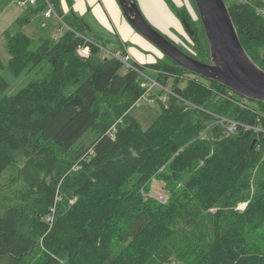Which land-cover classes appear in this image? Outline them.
I'll use <instances>...</instances> for the list:
<instances>
[{"label": "trees", "instance_id": "16d2710c", "mask_svg": "<svg viewBox=\"0 0 264 264\" xmlns=\"http://www.w3.org/2000/svg\"><path fill=\"white\" fill-rule=\"evenodd\" d=\"M226 4L264 69V0ZM5 39L13 74L43 59L51 69L0 99V264H264V102L241 105L210 79L180 86L186 70L169 61L158 79L173 75L196 107L171 96L144 129L129 110L145 89L120 59L94 58L93 43L81 57L70 30L35 49L22 31ZM220 117L238 126L228 132ZM153 180L165 201L149 195Z\"/></svg>", "mask_w": 264, "mask_h": 264}, {"label": "rangeland", "instance_id": "374dc122", "mask_svg": "<svg viewBox=\"0 0 264 264\" xmlns=\"http://www.w3.org/2000/svg\"><path fill=\"white\" fill-rule=\"evenodd\" d=\"M136 1L144 17L160 33L175 42L189 55L204 62L209 61V47L207 38L193 0H156L157 3L154 4V7L152 4L151 8L144 7L141 0ZM230 1L231 0H225L226 3H229ZM114 2L118 6L120 18L123 20V24L127 26L123 29L122 38L127 43L129 52L132 56V58L130 57V62H136L137 64L143 66V73L138 74V82L140 84L144 83V85L147 83L145 74L156 79H158L159 76L162 77V75L158 74L159 71L157 73L156 70L151 67L154 66L157 68V66H161L164 61L171 60L165 56L153 43L144 38L129 25L117 1L114 0ZM181 11L185 12V14L189 16L193 29L197 32L196 40H194L188 34L182 19L179 17L178 13ZM50 18H52L51 20L54 19V17ZM55 20L59 23V28L61 27L63 29L64 26H62L56 18ZM44 36L49 38L47 33ZM44 36L41 39L34 37L30 48L35 49L45 39ZM107 48L108 50L113 49L111 45H109ZM99 52L98 54H94L93 57H103V54ZM8 60L9 54L6 50L5 44L2 42V40H0V61L3 64V66L0 67V76H2L8 83V88L6 91H0V99L3 95L15 94L32 80L46 75L51 69V64L49 61L47 59H43L39 65L15 75L7 67ZM191 78H197L204 83H208L206 78L187 70L184 71L183 74H180L181 81L178 83L180 86H185L187 81ZM166 84L172 88L173 76H170ZM163 93L165 94V91H162L158 86H154L152 90L146 92V98L141 97L130 108L129 114L140 122L142 128L146 129L159 116L162 106L169 103V99L167 100L162 98ZM235 98L241 105H243L242 102H246V104L255 107V103L247 98H241L237 96H235ZM208 130L209 127H207V129L204 130L205 132L201 133V135L207 136ZM94 134L95 132L93 130H89L85 134L83 138L85 144L89 143ZM150 187V196L155 197L160 201L166 200L167 196L165 194L162 181L153 180ZM243 206L244 203H239L237 207L242 208Z\"/></svg>", "mask_w": 264, "mask_h": 264}, {"label": "water", "instance_id": "95a60500", "mask_svg": "<svg viewBox=\"0 0 264 264\" xmlns=\"http://www.w3.org/2000/svg\"><path fill=\"white\" fill-rule=\"evenodd\" d=\"M128 23L165 56L187 71L214 80L236 94L264 102V69L248 55L240 42L225 0H193L209 47V61H201L160 33L144 17L136 0H116ZM182 22L190 36L195 31ZM256 138L250 144L251 150Z\"/></svg>", "mask_w": 264, "mask_h": 264}, {"label": "crops", "instance_id": "0c3cea01", "mask_svg": "<svg viewBox=\"0 0 264 264\" xmlns=\"http://www.w3.org/2000/svg\"><path fill=\"white\" fill-rule=\"evenodd\" d=\"M22 1L0 0V40L5 44L6 32L15 33L17 31L24 32L32 41L34 37L41 39L46 33L49 38L44 36L45 39L53 38V33L59 28V23L55 18L51 20L50 17L48 19L43 17L41 11L43 0H36L33 5L25 4ZM51 1L54 3L56 11L62 15L64 22L76 29L79 34L101 44L106 49L109 45L113 48L109 50L120 49L132 58L127 43L122 38L123 29L127 26L120 18L118 6L114 0ZM141 1L147 8H151L152 4L154 7V4L157 3L156 0ZM63 31L66 29L63 28ZM99 53H102L103 56L108 55L104 51ZM164 63H169V61L166 60ZM141 67L143 69V66ZM151 68L155 69L157 73L159 71V75L162 74L161 67L153 66Z\"/></svg>", "mask_w": 264, "mask_h": 264}, {"label": "built area", "instance_id": "2783aa9c", "mask_svg": "<svg viewBox=\"0 0 264 264\" xmlns=\"http://www.w3.org/2000/svg\"><path fill=\"white\" fill-rule=\"evenodd\" d=\"M22 2L25 3V4H28V5H33V4H35L36 0H23ZM41 11H42V14H43L44 18H49V17L56 18L60 22V24L62 26H64V28L66 30H70V31L74 32L77 36H79L83 40L84 43L79 44L77 46V48H76V52L81 57H89L90 56L91 51H90V46L88 44L89 43H93L99 48L100 51H104L108 55L120 59L122 61V63L124 64V67L126 69H134L138 74L139 73H143V71H142L143 69L140 67V65L137 64L136 62H130V57L127 54L123 53L122 50H120V49L108 50L104 46H102L101 44L96 43V42L88 39L86 36L76 32L75 29L72 26H70V25H68V24H66L64 22V20L62 18V15L59 14L56 11L54 3L51 0H43V5H42V10ZM261 11L264 13V10H261ZM63 33H64V31L60 27L53 33V38L54 39H58L59 37H61L63 35ZM174 76H178L180 78V76L177 75V74L174 75ZM145 77L147 79V83L145 85H144V83L141 84V86L145 89V91H144V93L142 94L141 97L146 98V92L149 91V90H152L154 86H158L162 91H165V94L163 93V96H162L163 99H167L168 100V99L171 98V96H174V97L178 98V100H180L183 104H185L186 108H194V107H196L195 104L191 103L190 101H188L186 99H183L177 93H175L172 90V88L169 87L168 84H166V83L162 82L161 80L156 79V78H154L152 76H148L146 74H145ZM220 120H221V122H224L226 124V129H227L228 132L234 131L236 129V127L238 126V123L236 121H234V120L227 119L225 117H220ZM244 127L245 128H250L247 125L244 126ZM255 129L264 131V129H261L259 127H256ZM115 130H116V126L114 124L111 128H109L107 130V133L111 137H113L114 134H115ZM53 213H54V208H52L51 209V213L46 216V221L47 222H52Z\"/></svg>", "mask_w": 264, "mask_h": 264}]
</instances>
